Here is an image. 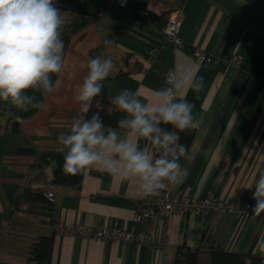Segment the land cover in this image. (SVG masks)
<instances>
[{"label":"crops","instance_id":"0c3cea01","mask_svg":"<svg viewBox=\"0 0 264 264\" xmlns=\"http://www.w3.org/2000/svg\"><path fill=\"white\" fill-rule=\"evenodd\" d=\"M83 1L55 0L65 21L61 32L70 40L55 79L59 84L44 97V109L21 111L0 101V264H30V242L47 234L53 236L49 264H174L180 244L200 249L199 264H208L211 246L264 256L259 248L264 215L173 212L157 219L162 243L152 247L55 228L60 222L150 229L148 220L133 219L144 201L133 182L96 168L83 172L78 189L51 182L56 157L63 151L57 137L81 116L76 96L96 56L114 61L103 82L111 99L125 88L148 99L164 86L165 74L175 65L194 63L199 69L203 88L199 93L188 90L186 99L203 123L187 147L188 158L179 161L189 175L171 185V191L232 202L254 200L255 182L264 172V0H102L106 11L93 19L79 15ZM176 6L183 11L178 44L162 34ZM196 49L212 58L198 61ZM216 55H236L238 60L224 65ZM16 116L22 120L11 131ZM51 186V203L13 202L26 188L46 191Z\"/></svg>","mask_w":264,"mask_h":264},{"label":"clouds","instance_id":"9594fccd","mask_svg":"<svg viewBox=\"0 0 264 264\" xmlns=\"http://www.w3.org/2000/svg\"><path fill=\"white\" fill-rule=\"evenodd\" d=\"M64 23L55 0H0V101L21 111L44 109V101L35 93L46 97L59 84L52 77L64 66ZM87 67L76 96L82 115L57 137L63 146V173L75 176L96 168L122 182H133L141 197L183 183L189 170L179 161L188 158V149L179 143V133L198 129L203 123L186 99L188 90L199 93L203 88V77L195 64L180 63L170 68L164 86L153 90L148 99L122 89L111 100L122 113L115 127L104 124L100 114L103 102L96 99L102 95L103 82L114 61L96 56ZM93 108L96 111L87 117ZM15 119L21 121L22 117ZM252 198L256 201L252 215L258 217L264 213V172L255 182ZM259 248L264 252V242Z\"/></svg>","mask_w":264,"mask_h":264},{"label":"built area","instance_id":"2783aa9c","mask_svg":"<svg viewBox=\"0 0 264 264\" xmlns=\"http://www.w3.org/2000/svg\"><path fill=\"white\" fill-rule=\"evenodd\" d=\"M183 17L182 8H174L167 16L165 23L162 27L163 36L174 44L181 42L178 34ZM195 54L197 60L200 62L209 61L212 56L208 55L201 49H196ZM216 60H220L224 65L230 63H237V56L221 57L220 55L214 56ZM152 59V55L147 57V61ZM44 195L49 201H53V186L44 192ZM255 200H245L243 202H232L225 198L215 196L196 197L184 193H175L171 191L170 186L161 190L159 194L153 197H144V201L139 203L133 213V219L136 221L148 220L150 222V229L148 231H129L116 226H98L90 227L81 223H56L57 230L78 234L82 237H91L95 239H111V240H124L133 242L135 244H145L148 246H157L162 243L158 235L156 221L159 217H167L173 212H180L189 210L198 212L201 210H211L220 212H232L238 215H250L255 206ZM264 215V213H261Z\"/></svg>","mask_w":264,"mask_h":264},{"label":"trees","instance_id":"16d2710c","mask_svg":"<svg viewBox=\"0 0 264 264\" xmlns=\"http://www.w3.org/2000/svg\"><path fill=\"white\" fill-rule=\"evenodd\" d=\"M176 7H173L169 12H171ZM105 11L106 6L104 4V1L102 0H84L80 8L78 9L79 15L85 19H93L103 14ZM62 39L65 43L66 49L70 40L69 36L62 34ZM57 75H53V80L56 79ZM29 94H32V90H29ZM35 95L39 99L44 100V96H42L39 92H36ZM96 99H100L103 102V111H101L100 114L103 117L104 124L115 127L116 122L121 117L122 113L118 112L115 105L111 103L112 99L108 95L105 87H103L102 89V95L97 97ZM94 111H96L95 108L90 110V112L87 114V117L90 118L92 112ZM163 127L171 129L172 126L164 125ZM195 130L180 132L179 143L184 144L187 148L192 141ZM62 163L63 151L60 152L56 157L51 182L53 184L67 186L72 189H78L81 185L83 172L75 176L67 175L62 171ZM44 192L45 190L42 189L26 188L20 195L13 198V202L15 205L19 204L20 202H39L47 204L51 203V201H49L44 195ZM52 246V234L40 235L35 240L31 241L28 247L27 254L30 264H49ZM200 254V249L191 248L185 244H180L176 248L174 264H199ZM207 256L208 264H262V259H264V256L252 253L251 251H247L244 253L233 252L225 250L219 246H211L207 253Z\"/></svg>","mask_w":264,"mask_h":264},{"label":"water","instance_id":"95a60500","mask_svg":"<svg viewBox=\"0 0 264 264\" xmlns=\"http://www.w3.org/2000/svg\"><path fill=\"white\" fill-rule=\"evenodd\" d=\"M19 128V121H17L16 119L12 121L11 123V131H17Z\"/></svg>","mask_w":264,"mask_h":264}]
</instances>
